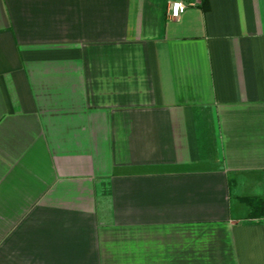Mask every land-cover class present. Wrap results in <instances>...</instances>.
Returning <instances> with one entry per match:
<instances>
[{"label":"crops","instance_id":"crops-1","mask_svg":"<svg viewBox=\"0 0 264 264\" xmlns=\"http://www.w3.org/2000/svg\"><path fill=\"white\" fill-rule=\"evenodd\" d=\"M0 0V264H264V0Z\"/></svg>","mask_w":264,"mask_h":264},{"label":"trees","instance_id":"trees-1","mask_svg":"<svg viewBox=\"0 0 264 264\" xmlns=\"http://www.w3.org/2000/svg\"><path fill=\"white\" fill-rule=\"evenodd\" d=\"M249 209V218L264 216V200L260 198L245 197L240 199Z\"/></svg>","mask_w":264,"mask_h":264},{"label":"built area","instance_id":"built-area-1","mask_svg":"<svg viewBox=\"0 0 264 264\" xmlns=\"http://www.w3.org/2000/svg\"><path fill=\"white\" fill-rule=\"evenodd\" d=\"M194 5L192 3L187 4L181 0H173L169 3L167 17L171 20H177L187 11L189 6Z\"/></svg>","mask_w":264,"mask_h":264}]
</instances>
